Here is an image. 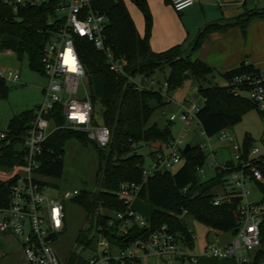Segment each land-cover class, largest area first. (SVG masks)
<instances>
[{
    "label": "built area",
    "instance_id": "1",
    "mask_svg": "<svg viewBox=\"0 0 264 264\" xmlns=\"http://www.w3.org/2000/svg\"><path fill=\"white\" fill-rule=\"evenodd\" d=\"M50 1L54 4L59 23H56V18L50 19L52 28L48 30L49 39L41 57L43 75L47 80L42 88L43 99L36 105L25 133L18 142L22 163L11 169H0V181L13 180L8 206L0 208V233L13 234L21 241L29 264H67L68 260L63 263L54 253L53 243L65 227L62 200L72 199L80 193L76 188L66 189L61 198L52 197L45 192V186L36 181L39 178L37 171L46 151V140L57 129H72L84 132L99 147H105L110 142L109 128L94 119L87 74L78 55L74 37H85L93 42L103 52L112 71L126 74V59L116 56L106 44L104 30L107 17L93 8L94 0H3L13 10ZM169 1L176 12L194 3V0ZM59 12L62 13L61 16L58 15ZM243 65L248 66V62ZM128 77L136 88L159 90L167 101L170 100L166 79L159 83L152 76L140 73ZM0 78L18 83L20 71L0 68ZM226 86L233 96L248 98L259 111L264 123V68L236 73L226 80ZM179 107V112L172 113L169 121L178 119L183 131L178 136L160 142L154 150L151 164L148 167L143 165L139 182L120 183L117 196L125 204V208L108 213L105 224L92 231V242L88 245L81 244L82 248L90 250V255L84 258L82 264H152V259H156L157 264H179L183 261L196 264L203 256L230 258L234 264H264V194L259 201L248 199L251 192L249 184L256 185V181L264 183L261 166L264 163V136L261 139L263 150L252 145L245 152L243 142H238L228 129L208 135L198 120V106L179 104ZM58 117L60 119L56 121ZM193 121L197 122L199 133L204 136L202 141L194 145L186 142L185 138ZM11 142L8 133L0 131V149L9 146ZM217 143H225L226 145L218 148L229 154L222 155L220 161L215 149ZM186 144L205 152L206 162L210 163L216 173L227 172L226 180L230 188L214 192L213 203H231L234 198H239L234 209L236 227L233 238L224 244H219L218 239L210 241L201 254H194L190 253L185 244L184 233L162 224L147 235L138 236L127 246L119 247L110 242L107 232L119 237L127 234L132 226L140 229L149 226L148 216L141 214L133 206V202L139 199V193L150 177L171 172L182 163ZM204 164L195 168L199 178L204 174ZM185 214L186 210L183 209L179 216ZM188 230L194 239V231L190 227Z\"/></svg>",
    "mask_w": 264,
    "mask_h": 264
},
{
    "label": "trees",
    "instance_id": "2",
    "mask_svg": "<svg viewBox=\"0 0 264 264\" xmlns=\"http://www.w3.org/2000/svg\"><path fill=\"white\" fill-rule=\"evenodd\" d=\"M131 1L144 17L143 35L137 31L124 0H94L92 3L94 9L107 17L104 30L106 44L116 56H123L126 59L124 67L126 74L112 71L103 52L98 50L93 42L85 37H74L78 55L87 74L94 119L98 121L96 113L99 108L100 122L110 130V142L107 146L99 147L92 141L99 157L96 187L80 190V193L72 198L81 204L88 214L93 215V222L89 228L92 231L104 225L113 210L125 208V204L117 196L120 183L141 180L144 157L136 152L137 147L141 143L163 142L173 137L169 124L162 127L157 124L147 125L154 110L151 102L155 101L161 105L168 101L159 90L136 88L128 75L140 73L151 76L156 70L168 65L170 71L165 79L168 82L167 91L170 92L180 87L191 74L200 80H206V75L212 72L211 67L204 61L191 58V53L199 47L208 31L207 28L211 26L200 31L190 47L181 43L157 52L150 46L152 15L147 0ZM165 1L170 3L169 0ZM250 16L251 14L245 13L237 18L236 23L244 29ZM55 18L56 12L51 1L13 10L0 0V53L11 50L20 60L26 57L29 67L43 75L41 57L49 39L48 30L52 28L49 21ZM56 20V23H59L57 18ZM253 69L241 65L224 75L228 79L236 73ZM198 90L204 98V104L199 107L197 117L208 135L228 129L252 106L255 107L248 98L233 96L226 85H199ZM8 91L7 81L0 78V97H6ZM33 113L34 109L24 110L10 119L6 132L12 142L0 149V169H11L14 165L22 163L17 145ZM56 119L59 121L60 118ZM71 138H77L83 144L88 141L84 132L72 129H57L48 137L42 164L37 171L39 178L36 181L39 184L44 186V178L60 177L63 147ZM251 147L252 138L246 136L243 140L245 152ZM206 159L205 152L192 147L183 151V161L173 171L150 177L139 193V198L153 205V210L148 215L149 226L144 229L132 226L127 234L119 237L107 232L110 242L124 247L138 236L147 235L151 230L167 224L172 230L184 233L185 244L192 249L194 239L188 230L187 217L217 231L235 232L234 209L239 203V198H234L231 203L215 205L213 203L215 193L211 192L214 187L222 184L227 172L216 173L214 178L205 181L196 178L195 168L203 165ZM261 166L264 176V163ZM12 183L13 180L0 181V208L8 206ZM255 183L264 194V183L258 181ZM183 209L186 210V214L180 217ZM78 241L88 245L92 242V237L82 238L79 234ZM84 260L72 254L67 264H82ZM196 264L219 263L216 258L203 256Z\"/></svg>",
    "mask_w": 264,
    "mask_h": 264
},
{
    "label": "rangeland",
    "instance_id": "3",
    "mask_svg": "<svg viewBox=\"0 0 264 264\" xmlns=\"http://www.w3.org/2000/svg\"><path fill=\"white\" fill-rule=\"evenodd\" d=\"M62 15L61 12L58 13ZM0 68L19 70L20 81L18 83L7 82L9 91L6 97H0V131H8L10 119L24 110L35 109L43 99L42 88L46 85V77L40 72L32 70L26 57L21 60L14 52L2 51L0 53ZM169 66H164L161 70H156L153 75L154 79L162 83L165 77L169 74ZM206 80H200L194 75H190L183 84L168 92L170 100L161 105L152 101L154 106L153 113L149 118L147 125L157 124L162 127L169 124L173 137L183 131L182 123L176 119L171 123L168 121L172 113L177 114L180 110L179 104H195L201 107L204 104V98L198 90L199 85L213 86L226 85V79L223 76L213 71L206 75ZM88 82V79H87ZM156 87H159L157 85ZM90 90V88H89ZM165 98V97H164ZM166 99V98H165ZM167 100V99H166ZM96 117L101 121L100 110L97 109ZM193 121L192 125L186 132V142L192 145L202 141L204 136L199 133V127ZM228 131L234 136L238 142H243L246 136L252 138V145L263 150L261 139L264 136V123L256 107L252 106L242 117L236 121ZM152 143V142H151ZM141 143L136 152L144 157V166L148 167L151 164L152 144ZM222 145L225 143H217V158L219 161L223 156H228L227 151H224ZM18 147V145H17ZM99 168V157L91 140L88 139L86 144L80 142L77 138L69 139L63 147V166L60 177L41 178L45 180V192L52 196L61 198L62 193L66 189H94L96 187L97 172ZM216 170L206 162L204 164V174L200 175L203 181L214 178ZM249 200L259 201L263 195L258 190L254 183H250ZM229 189L226 177L220 186L214 187L211 192H220L223 189ZM65 211V227L64 230L56 237L53 243V250L57 257L64 263L73 254L75 257L86 258L90 255V250L82 248L81 242L78 241L79 234L82 238L93 237L92 229L89 230L93 222V215L86 212L84 207L74 199L62 200ZM142 205L139 209L137 203ZM134 207L144 216H148L153 209L152 204L144 199L135 200ZM101 211H105L100 209ZM188 227L195 234L194 248L189 249L190 253L201 254L204 251L205 245L210 241L218 239L219 244H224L233 238L232 231H216L210 229L205 224L193 220L191 217L186 218ZM156 259H152V264H157ZM219 264H234L230 258H217ZM0 264H29L22 248L21 241L13 235H3L0 233ZM163 264V263H159ZM184 264H192L190 261H185Z\"/></svg>",
    "mask_w": 264,
    "mask_h": 264
},
{
    "label": "crops",
    "instance_id": "4",
    "mask_svg": "<svg viewBox=\"0 0 264 264\" xmlns=\"http://www.w3.org/2000/svg\"><path fill=\"white\" fill-rule=\"evenodd\" d=\"M124 2L137 31L143 35L145 23L141 11L131 0ZM147 3L152 15V50L159 52L181 43L190 47L198 33L211 26L199 47L191 53L192 59L204 61L212 72L224 79L226 72L244 62L254 69L264 68V0H194L191 6L180 12L165 0H147ZM245 13L251 16L242 29L236 22ZM151 144L150 154L153 156L160 142ZM140 203H137L138 209L142 206ZM181 249L185 250V247L181 246Z\"/></svg>",
    "mask_w": 264,
    "mask_h": 264
},
{
    "label": "water",
    "instance_id": "5",
    "mask_svg": "<svg viewBox=\"0 0 264 264\" xmlns=\"http://www.w3.org/2000/svg\"><path fill=\"white\" fill-rule=\"evenodd\" d=\"M189 148H190L189 144H186L184 150L186 151V150H188ZM196 178H197V180L200 179L198 175H196Z\"/></svg>",
    "mask_w": 264,
    "mask_h": 264
}]
</instances>
